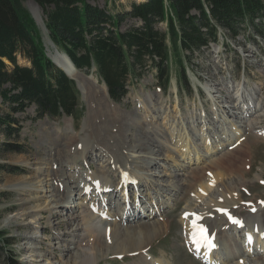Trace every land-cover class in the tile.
<instances>
[{
  "label": "rangeland",
  "instance_id": "1",
  "mask_svg": "<svg viewBox=\"0 0 264 264\" xmlns=\"http://www.w3.org/2000/svg\"><path fill=\"white\" fill-rule=\"evenodd\" d=\"M87 1L92 6L115 14L129 11L132 2L145 0ZM21 4L33 19V15L38 12L43 22V13L32 0H22ZM136 25H140L139 20L128 18L122 22L120 29ZM156 27L160 31L165 30V24L158 23ZM242 30L235 40L224 38L219 30V42L211 43L209 49L194 54L187 62L183 59L186 80L181 76L176 80L175 66L172 64L171 83L165 94L157 87L154 71L147 69L139 80L128 86L127 96L121 102H115L106 96V90L105 95L102 93L103 85L99 84L103 82L96 77L93 68L90 72L80 71L81 84L78 87L85 89V93H80L78 99L80 117L77 122L64 114L54 118L47 115L39 117L33 105H29L24 112L15 114L21 129L17 137L11 136L7 140L19 146L21 151L4 153L0 150V231L9 241L6 247L0 248V264H61L69 261V264H74L73 259L71 260L75 253L73 248L80 246V243L85 248L88 246L90 234L83 233L81 229L80 238H76L73 244L70 243L73 238L70 233L78 224L71 219L77 215L78 209L72 210L70 207H73L82 195L80 185L67 184L66 187L63 180H56L53 184L52 188L56 190L60 183L65 186L64 190L59 188L56 193L59 204L69 205L62 213H55V210H62L63 206L59 208V205L52 211L53 214L45 211L42 216H36L37 219L40 218V224L34 223L35 219L31 213L21 215L26 212V207L35 204H20L19 192L31 187L27 180L35 174L36 160L40 157H44L54 168H51L50 174L53 181L54 177L69 171L71 159L79 153V157L83 154L80 163L77 162L78 166H75V173L73 172L79 181L82 183V177L92 174L115 188V167L104 161L105 157L101 158L99 153L104 148L114 154L118 153L115 149L118 151L122 145H131L134 156L139 157L135 160L139 171L143 172L140 192H143L148 204L159 194L164 201L169 193L167 189L177 182L187 186L179 198L171 197L172 204L163 214L152 220V223L157 224L163 219L165 223H161H164L165 227L158 231L146 246L152 256L166 258L171 264H201L200 256L195 258L184 248V225L180 218L185 206L184 197L193 193L195 187H199L200 181L204 179L202 184L206 183V180L216 173L219 185L227 186L228 190H236L233 199L220 198L221 206L218 207H230L235 214L243 218L249 212L248 203L258 205L260 211L253 215L264 223V35L252 26ZM40 32L46 43L47 32ZM16 60L20 65H30V62L20 55ZM90 75L96 77L97 81L90 79ZM0 106L2 110L7 111L6 104L1 105L0 101ZM241 106L245 108V119L249 125L245 132V119H242L243 115H240L237 109ZM145 107L150 111L147 118L143 117ZM170 133H173L174 137L170 136ZM179 139L189 140L190 150L198 151L201 157L195 155L188 158L189 153L179 154L181 152L178 146L173 144V141ZM5 140L0 134V143ZM87 140L94 142L92 148H84L83 152L77 149ZM208 147L210 150H206ZM71 148L79 151L73 153L74 149ZM149 156L155 157L159 165L145 166L144 160ZM163 158H167V161H162ZM174 158L179 161L180 171L176 176H169L168 167H171ZM87 162H90L91 169L87 168ZM185 162H189L190 166ZM212 162H216V168ZM15 167L18 170L11 171V168ZM197 169L203 172L200 171V181L195 179L194 186L193 172ZM108 173L109 175H106ZM149 180H152L154 186H149ZM129 189L132 191L134 188ZM117 190L120 191V185ZM217 195L216 192L213 194L214 197ZM120 197L118 192L116 195L110 193L103 200L110 199L116 204V209L113 210L110 204L102 206L99 210L107 212L110 217H116L122 210L119 207ZM82 203L83 200L80 205L85 203ZM94 203L99 205L96 199ZM148 204L144 203L139 213H142L144 208L149 211L153 209L152 206L148 207ZM210 209L215 210L216 207ZM85 210L89 212L86 208ZM113 221L111 218V222ZM126 224L141 227L136 219L130 224L122 223V226ZM216 231L222 251L220 257L227 256V259L231 260L233 258L230 253L237 257L239 251L246 248L243 242L239 245L240 238L224 225V221L219 223ZM64 247L70 248L71 253L64 250ZM261 250L259 249L260 255H253L249 257L250 260L264 262V250ZM139 256L140 254L129 252L118 256L109 251L103 259L98 261L96 258L91 264H134Z\"/></svg>",
  "mask_w": 264,
  "mask_h": 264
},
{
  "label": "trees",
  "instance_id": "2",
  "mask_svg": "<svg viewBox=\"0 0 264 264\" xmlns=\"http://www.w3.org/2000/svg\"><path fill=\"white\" fill-rule=\"evenodd\" d=\"M21 1L0 0V101L7 105V111L0 106L4 153L21 151L7 139L19 135L21 127L14 115L29 105L35 106L39 117L64 114L74 122L80 117L75 83L46 57L40 29ZM32 1L40 7L54 45L79 71L95 68L115 102L124 99L128 86L147 69L154 71L164 93L171 83L172 64L176 80L180 76L186 80L183 59L187 62L209 49L210 43L219 42L220 32L235 40L243 28L252 26L264 35V0H145L115 14L87 0ZM128 18L140 25L120 29ZM158 23L165 24L164 31L157 29ZM18 55L30 65L18 64ZM3 234L0 231V248L9 243Z\"/></svg>",
  "mask_w": 264,
  "mask_h": 264
},
{
  "label": "bare ground",
  "instance_id": "3",
  "mask_svg": "<svg viewBox=\"0 0 264 264\" xmlns=\"http://www.w3.org/2000/svg\"><path fill=\"white\" fill-rule=\"evenodd\" d=\"M37 13H35L34 17H37L38 19H40ZM41 24L40 26L42 28V31L44 32L45 29L43 25ZM46 38L47 37H45V40ZM46 42L48 43V38ZM47 53L53 59V61L60 67V69L64 70L67 74H69L75 80L77 86L81 84L80 71H78L75 68L74 64L65 55H63L62 52H59L60 54L56 53L54 49L50 47L48 44ZM89 78L91 79L93 77H89ZM99 85H103L101 86V88H102V93L105 95L106 88L104 84H99ZM79 88H80L81 93L85 91V89L82 90L81 87ZM237 109L239 110L240 115H243L242 119L244 120L247 117L245 108L241 106V107H238ZM149 112L150 111H148V109L145 107V112H144L143 117L147 118V115ZM246 121L247 120L245 119L243 123L245 124ZM248 126L249 125L247 123L244 125L243 132H245L248 129ZM170 136H173V133H170ZM92 143L94 142H90L89 140H87L82 145H79L77 149L83 152L84 148H88V147L92 148L93 147ZM174 143L176 144L175 146H178V149L181 152L179 154L189 153L188 158L190 156L195 157V155L196 157H199V158L201 157L198 151L192 152L190 150L191 144L189 140L179 139L175 142L173 141V144ZM74 148H71V149H74ZM131 148H132L131 145L129 146L122 145L121 147H119L118 151L117 149H115V152H118V153H114V154L110 153L107 149L102 148L99 153V156H101V158L105 157L104 161H106L108 164H111L112 166L115 167L117 183H116V187L112 188L113 189L112 191L116 192L117 186L118 185L121 186V192L119 191V194L121 195V198H122L121 206L123 208L116 217L115 216L110 217L108 213L101 212L97 209L98 207H102V202H100V205L97 208H93L95 206L94 203L88 206V202L92 200L94 196V195L90 196L87 194L88 188L92 186L93 191L97 190V194L99 191V195L101 194L103 197L106 195L105 193L107 191V188H109L110 184H108L107 181H104L100 177L93 176L92 174H86L84 177H82L84 179L82 183L79 181L78 177L74 175L75 173L74 171H75V166H78L77 162L80 163L81 161V156L83 154L79 157L80 153L77 155V157L71 159V161L69 162V164H71L69 168L70 172L67 171L61 174L60 176L58 175L54 177L53 181L50 178V174H51V170L52 169L54 170V168L50 166V162H46L44 157L37 158L38 160H36L35 174L29 177L27 180L28 183L31 184V187L22 189L19 192V195H21V198L19 199L20 204L27 205V204H31L32 202H35V204H32L26 207L25 208L26 212H22L21 215L31 213L35 219L34 223L40 224V221H39L40 218L37 219L36 216L38 217H40V215L42 216L43 215L42 213L45 211L52 213V211L55 208H58V205H59V208L63 206L61 207L62 210L60 211L55 210V213L56 214L62 213V211L65 210V208L69 206L68 204H65V206L62 204H59L56 193L59 188L64 190L65 186H63V184L60 183L57 185L58 186L57 190L52 188L56 180L65 181L66 187H67V184L68 186L75 184V185H80L82 187L80 189L83 191V193H81L82 194L81 197L75 202V205H73V207L72 206L70 207L72 210L78 209L77 215L71 217V219L77 221L78 224L77 226H75V229L72 230V232L70 233V235L73 236V238L70 240V243L73 244L76 238L80 236L79 234L80 229L83 230V233L88 232L90 234V240L88 242L87 248H85L84 245L81 246V243H80V246L73 248L75 253L73 254L74 257H71V260L73 259L74 264H91L92 261H94L96 258L98 261L99 259H103L109 253V251L112 252V254H115L118 256H121V253L125 254L126 252L127 253L129 252L132 254H140L138 260L135 261L134 264H171V262L166 258H162V257L156 258L152 256L150 252L146 249V246L148 245V241L151 240L158 233V231H160L162 228L165 227V224H164L165 222L163 219H161L157 224L152 223V220L158 218L161 214H163L166 211V209L170 207V205L172 204L171 197L176 196V198H179L180 193L184 191L185 188H187V186L177 182L173 184L172 187L167 189L169 190V193L167 194L168 196L164 201H163V197L160 196L159 194L157 197H155L153 202H149L148 204V202H146V199L143 195V192H140V189L142 188L141 178H142L143 172L139 171L138 165H137L138 163L135 160L139 157L134 156V152L133 150L131 151ZM209 148L210 147L206 148V150H210ZM71 149H70V152H71ZM77 149H74L73 153L76 151L78 152L79 150ZM219 149L221 150L222 147H220ZM179 157H181V155H179ZM184 159L185 158H183V160ZM156 160L157 159L155 157H152V156L147 157L144 160L145 166H148V164H153L155 166L159 165ZM162 161L166 162L167 158H163ZM215 161H218V160H215ZM200 162L203 163V161H200ZM212 164H214L215 165L214 168H216V162H212ZM187 165L189 167L190 163L188 162ZM170 166H171L170 168L168 167V170L170 171L169 176H171L172 174L174 176L178 175V171H180L178 167L180 166V164L177 158L172 159ZM87 168L88 169L92 168L90 165V162H87ZM200 171L202 170L197 169L193 172V179H194L193 185L194 186L196 185L195 179L196 180L198 179L200 181V177H199ZM70 173H73V174H70ZM106 175H109V173ZM203 178L204 177L202 175V179ZM35 179L37 180L36 182H35ZM203 180L202 182H204ZM86 181L89 184L86 183ZM149 181H150L149 186L151 185L154 186L152 180H149ZM202 182L200 181L199 187L197 186L195 187V189L193 190L194 191L193 193H188V195L184 197L185 206H184V209L182 210V213H181L182 215L180 218L181 222H183L184 224V230L186 231L192 230L193 221L195 220L197 224L200 220L199 223L205 225V227L208 228L210 234L214 235L212 244L216 242L219 246L217 250L220 251L221 253L222 251H221L220 243L218 242L219 240L216 237V232H217L216 230L219 227V223L221 221H224V225L228 227L229 229H231L232 232L235 233L237 237L241 238L239 240V245L240 243L242 244L243 242V245H245L246 248L239 251V253L237 254L238 255L237 257L233 256V253H230L232 254L231 257L233 258L231 260H228L227 256L223 258L220 256H217L216 259L212 262V264L214 263L215 264H219V263L221 264H228V263H231V264H264V262H258L256 260L252 261L249 258L256 254L260 255L261 253L259 249L264 250V237L262 236L256 237L254 236V233L251 231L253 227H256L260 232L264 229V223L260 222L259 219L256 217V215H253L250 213V209L257 208V205H251L248 208V211H249L248 214L242 219H239V221L243 223V226L240 230H238L236 228V225L230 224L227 218L223 214H220L217 209L215 210L210 209L211 207L215 208V207L221 206L219 205V202L221 201L220 198H223V200H229L235 194L236 190L234 191L233 188H230V190H228L227 186L224 187V186H221V184L219 185L218 184V173H216L211 178L209 177V179L206 180V183L202 184ZM1 187L6 188V186H1ZM129 188H134L135 192L133 193V196L130 194ZM214 191L218 194L217 197L213 196V194L215 193ZM136 194H137L138 202L136 201ZM132 197L135 200L133 203L135 204L136 207L140 206V204L142 205L144 203H147L148 207L152 206L153 209L149 211V209L144 208L142 210L143 211L145 210V213H143L142 211V213H137V218L135 217L131 218L132 214L134 215V213L131 211V214L129 212L126 215L125 210L127 208L126 199H128L127 204H129V208H130L132 204V199H131ZM81 200H83V203L85 202L84 204L82 203L83 205H80ZM108 204H109V201L108 203H106V205ZM154 206H156V208H154ZM85 208L89 212H87ZM112 208L113 209L116 208V205L112 206ZM221 208H227V207H221ZM259 211L260 210L258 209L255 212V214H257ZM56 214L55 216L58 215ZM111 218L114 219L113 222H111ZM135 219H136V222H138V224L140 223L141 225L140 228H137L135 226H130L128 224H126V226L125 225L122 226V223L124 224L126 222L130 224L132 221H135ZM161 222H164V223H161ZM138 229H139V232H138ZM251 238L253 239L252 243L250 242ZM64 250H67V252L71 253L70 248L64 247ZM257 250L259 252H256ZM263 252L262 254H264ZM227 253L229 252L227 251ZM201 255H202L201 257H204L205 255L207 257L208 253L205 252ZM206 259L210 261L211 256H208V258ZM69 262H66V263L64 262V263L69 264ZM64 263H61V264H64Z\"/></svg>",
  "mask_w": 264,
  "mask_h": 264
},
{
  "label": "snow or ice",
  "instance_id": "4",
  "mask_svg": "<svg viewBox=\"0 0 264 264\" xmlns=\"http://www.w3.org/2000/svg\"><path fill=\"white\" fill-rule=\"evenodd\" d=\"M214 183V182H213ZM188 215V214H186ZM194 215V214H192ZM233 223L240 224L241 222L234 217H230ZM194 232L192 233L193 239L197 242L207 243L209 247H215L211 242V238L207 235V230L203 226H196L195 220L193 221Z\"/></svg>",
  "mask_w": 264,
  "mask_h": 264
},
{
  "label": "water",
  "instance_id": "5",
  "mask_svg": "<svg viewBox=\"0 0 264 264\" xmlns=\"http://www.w3.org/2000/svg\"><path fill=\"white\" fill-rule=\"evenodd\" d=\"M34 2V1H33ZM34 4L38 7V5L34 2ZM33 17H34V15H33ZM37 17H34V21H35V24L40 28V30H42V28H41V26H40V23H39V21L36 19ZM40 18V17H39ZM40 22H42L41 21V19H40ZM43 23V22H42ZM48 38V37H47ZM48 44H49V46L50 47H52L53 49H54V51L56 52V53H59L60 51L55 47V45H54V43L48 38V43L46 42L44 45H45V50H46V56L51 60V62L55 65V66H57L58 68H60L54 61H53V59L49 56V54L47 53V46H48ZM60 54V53H59ZM63 55H65L67 58H68V56L66 55V54H64L63 53ZM69 59V58H68ZM70 60V59H69ZM62 70V69H61ZM64 73H65V75L68 77V78H70V79H72L73 80V78L69 75V74H67L64 70H62Z\"/></svg>",
  "mask_w": 264,
  "mask_h": 264
}]
</instances>
